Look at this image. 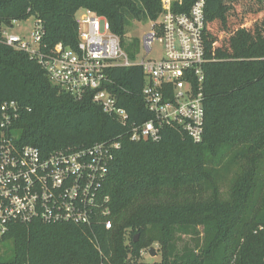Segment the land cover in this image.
I'll use <instances>...</instances> for the list:
<instances>
[{"label":"trees","instance_id":"16d2710c","mask_svg":"<svg viewBox=\"0 0 264 264\" xmlns=\"http://www.w3.org/2000/svg\"><path fill=\"white\" fill-rule=\"evenodd\" d=\"M197 1L173 9L188 13ZM204 1L205 126L198 143L178 124L165 126L158 141H132L129 127L91 95L62 91L35 56L8 45L0 31V106L20 103L15 129L22 144L48 154L120 143L104 186L112 229L102 222L93 229L14 224L0 236L13 257L4 260L0 248V264H264V0ZM80 10L106 18L134 60L138 41L127 38L128 27L157 21L162 0H0V24L34 17L42 52L58 44L76 49ZM108 77L130 122L153 118L140 67H115ZM154 244L160 260H144L141 252Z\"/></svg>","mask_w":264,"mask_h":264},{"label":"built area","instance_id":"2783aa9c","mask_svg":"<svg viewBox=\"0 0 264 264\" xmlns=\"http://www.w3.org/2000/svg\"><path fill=\"white\" fill-rule=\"evenodd\" d=\"M182 1L162 0V13L157 21H151L152 31L143 39L145 58L138 63L124 51L108 20L87 10L77 19L80 35L76 49L58 44L42 52L43 29L39 23L33 43L5 31L2 36L8 45L35 56L50 81L65 93L76 99L91 95L106 114L129 127L132 141H158L165 126L178 124L198 143L203 140L205 126L202 86L207 61L206 4L199 0L188 13L175 11L174 5ZM157 44L163 55L158 60L148 58ZM133 66L144 73L142 97L153 115L141 123L130 122L128 111L119 106L117 96L110 91L112 81L108 77L112 68ZM21 114L17 100H7L0 106V236L14 224L34 222L89 229L102 222L111 230L110 197L104 186L120 143L66 147L45 154L20 142L15 126ZM146 252L149 254V250Z\"/></svg>","mask_w":264,"mask_h":264},{"label":"rangeland","instance_id":"374dc122","mask_svg":"<svg viewBox=\"0 0 264 264\" xmlns=\"http://www.w3.org/2000/svg\"><path fill=\"white\" fill-rule=\"evenodd\" d=\"M86 15L85 10H80L76 18L80 19ZM36 19L34 17H30L26 20L23 21H16L13 23V26H5L3 24H0V31L3 33L4 31L6 32L7 35H17L21 37L22 39L26 40L27 42L33 43V33L36 28ZM85 28V27H84ZM152 31V23L151 21H132L131 25L128 27L127 30V38L129 40L137 39L138 41V47L136 48V57L134 59L135 63H138L141 61L143 58H145V52L143 50V39L144 36ZM163 55L162 48L157 44L154 47L153 52L147 56L150 59H155L158 60L161 56ZM190 237H185V240L183 243L188 242ZM154 248L156 251V256L151 257L146 251H148L150 248ZM145 248L144 251V256L143 258L146 261H157L160 260V253L158 250V246L154 244V246ZM182 247V245H181ZM1 256L3 257L4 260L12 259L14 251H13V246L10 243L6 244H1Z\"/></svg>","mask_w":264,"mask_h":264},{"label":"water","instance_id":"95a60500","mask_svg":"<svg viewBox=\"0 0 264 264\" xmlns=\"http://www.w3.org/2000/svg\"><path fill=\"white\" fill-rule=\"evenodd\" d=\"M12 24L10 23L9 26H11ZM149 254L151 255V257H155L156 256V251L155 249L152 247L149 249Z\"/></svg>","mask_w":264,"mask_h":264}]
</instances>
